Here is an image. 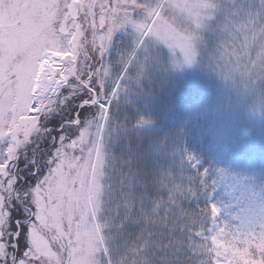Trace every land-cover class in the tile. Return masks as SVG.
<instances>
[{
	"label": "snow or ice",
	"instance_id": "1",
	"mask_svg": "<svg viewBox=\"0 0 264 264\" xmlns=\"http://www.w3.org/2000/svg\"><path fill=\"white\" fill-rule=\"evenodd\" d=\"M255 117L264 0H0V264H264Z\"/></svg>",
	"mask_w": 264,
	"mask_h": 264
},
{
	"label": "rangeland",
	"instance_id": "2",
	"mask_svg": "<svg viewBox=\"0 0 264 264\" xmlns=\"http://www.w3.org/2000/svg\"><path fill=\"white\" fill-rule=\"evenodd\" d=\"M189 90V89H188ZM192 91V90H189ZM195 93L194 91H192ZM196 101L198 99L197 93ZM219 129V131L225 136L233 137V147L232 152L235 156H238L243 160H251L257 168L259 164L264 163V125L260 123L259 117H255L252 120L242 122L240 124H233L229 122L218 123L213 125L209 120H202L201 124L198 126V130H204L210 135L214 131ZM208 137V139H209ZM207 142V148L212 153V144ZM239 192L236 196H239ZM226 203H231L232 207L229 211L233 214H242L243 211L248 207V201L245 198L237 199L233 197H224ZM233 223H238V221H232Z\"/></svg>",
	"mask_w": 264,
	"mask_h": 264
},
{
	"label": "trees",
	"instance_id": "3",
	"mask_svg": "<svg viewBox=\"0 0 264 264\" xmlns=\"http://www.w3.org/2000/svg\"><path fill=\"white\" fill-rule=\"evenodd\" d=\"M196 94L193 93L192 91H189L188 89H186V91L184 92V94H182L179 99L177 101L174 102L173 107H174V116H175V120L178 121L180 113L182 112L183 108L189 104H193L196 103ZM161 118H164V113L163 111H161L160 113ZM171 122V121H169ZM201 133H203V138H202V143L198 144L197 147L203 152V154L205 155V157L211 155V151L206 147L207 146V142L206 140L209 137V133L205 132L204 130L201 129V131H199L198 129H196V136L199 138L201 137ZM211 136V135H210Z\"/></svg>",
	"mask_w": 264,
	"mask_h": 264
}]
</instances>
